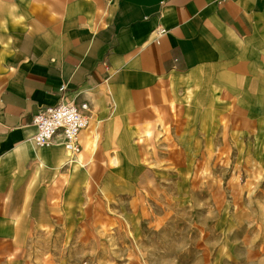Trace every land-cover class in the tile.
<instances>
[{
  "label": "crops",
  "instance_id": "0c3cea01",
  "mask_svg": "<svg viewBox=\"0 0 264 264\" xmlns=\"http://www.w3.org/2000/svg\"><path fill=\"white\" fill-rule=\"evenodd\" d=\"M61 100L90 107L74 160L60 134L33 142ZM238 141L264 145V0H0V264H62L44 243L75 240L94 180L164 178L170 194L174 160L220 169ZM231 206L205 201L202 245L167 256L259 264L234 251ZM176 207L155 226L172 231Z\"/></svg>",
  "mask_w": 264,
  "mask_h": 264
},
{
  "label": "rangeland",
  "instance_id": "374dc122",
  "mask_svg": "<svg viewBox=\"0 0 264 264\" xmlns=\"http://www.w3.org/2000/svg\"><path fill=\"white\" fill-rule=\"evenodd\" d=\"M216 164L174 160L170 194L165 193L164 178L134 180L110 174L102 182L94 180L90 216L81 217L73 226L71 237L75 240H62L63 234L58 233L55 240L44 243V248L58 255L62 264H190L189 255L171 258L167 254L178 246L187 249L196 243L202 245L199 221L211 212L203 203L214 201L231 203L232 209L221 212L234 217L233 224L245 228L234 235V251L264 264V145L238 141L236 159L220 163V169ZM108 166L116 171L111 161ZM180 171L187 176H179ZM206 182L211 186L204 187ZM166 202L177 205L169 217L173 219L171 232L168 227L155 226L158 218H164ZM181 202L186 203L183 210ZM179 217L186 225L175 224ZM169 236L179 239L171 242Z\"/></svg>",
  "mask_w": 264,
  "mask_h": 264
},
{
  "label": "built area",
  "instance_id": "2783aa9c",
  "mask_svg": "<svg viewBox=\"0 0 264 264\" xmlns=\"http://www.w3.org/2000/svg\"><path fill=\"white\" fill-rule=\"evenodd\" d=\"M32 122L36 128L33 142L37 147H49L60 134L66 152L75 156L80 152V132L90 122V107L85 102L75 104L61 100L41 107Z\"/></svg>",
  "mask_w": 264,
  "mask_h": 264
},
{
  "label": "bare ground",
  "instance_id": "6f19581e",
  "mask_svg": "<svg viewBox=\"0 0 264 264\" xmlns=\"http://www.w3.org/2000/svg\"><path fill=\"white\" fill-rule=\"evenodd\" d=\"M67 154H68V157L71 159V160H74L71 156H70V154L68 153V152H66Z\"/></svg>",
  "mask_w": 264,
  "mask_h": 264
}]
</instances>
